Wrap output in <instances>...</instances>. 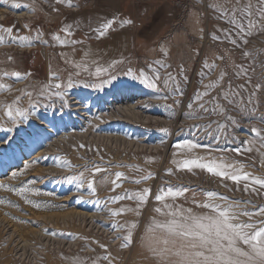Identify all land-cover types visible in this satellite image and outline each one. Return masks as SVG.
<instances>
[{"label": "rangeland", "instance_id": "374dc122", "mask_svg": "<svg viewBox=\"0 0 264 264\" xmlns=\"http://www.w3.org/2000/svg\"><path fill=\"white\" fill-rule=\"evenodd\" d=\"M54 1L0 0V26L27 37L13 42L0 31V264H158L146 241L153 221L164 220L154 211L162 203L204 213L197 204L214 192L245 202L244 210L264 207L258 186L245 191L244 181L181 167L186 159L215 160L264 178V141L252 132L264 135V32L241 42L220 15L234 0H64L76 10L55 8ZM141 73L151 87L141 83ZM210 84L215 87H205ZM123 90L134 96L112 104ZM121 107H134V115L124 118ZM111 116L126 123L91 124ZM72 121L76 126L67 129ZM173 134L179 140L169 146ZM185 142L197 147L175 152ZM169 187L190 191L177 204L171 197L157 202ZM145 189L150 195L140 205L134 194ZM119 196L132 199L113 202ZM120 209L126 211L111 215ZM129 230L131 244L122 247Z\"/></svg>", "mask_w": 264, "mask_h": 264}, {"label": "snow or ice", "instance_id": "6c2138e0", "mask_svg": "<svg viewBox=\"0 0 264 264\" xmlns=\"http://www.w3.org/2000/svg\"><path fill=\"white\" fill-rule=\"evenodd\" d=\"M62 2L63 0H57V3ZM11 6L14 8L21 7L18 3ZM67 6L74 7L70 2ZM220 15L228 17L227 23L234 26L237 30V36L244 45L249 43L247 37L253 31L257 33L264 32V0H234L232 6L224 7ZM113 23L114 20L105 22L100 27L101 35L110 29ZM124 23L130 24L131 21H123L122 25ZM0 31L5 32L13 42L17 39L27 40V37L18 38L13 36L11 27L4 28L0 26ZM64 31H69V28L66 26ZM38 37L39 33L37 34ZM224 37L232 45L240 47L237 39L232 38L228 32L224 33ZM53 39L59 40V37H53ZM213 39L218 40L220 38L214 36ZM3 43L4 36H0V44ZM164 54L167 55V53ZM242 55L246 58H256L249 51H244ZM221 59L223 58L221 57ZM205 67H208V65H205ZM242 70L244 75H247V70ZM239 74L240 72H237V75ZM4 75L7 76L8 73H4ZM13 75L16 76V79H21L18 73ZM140 79L141 83H146L149 87L152 86L149 83V78L144 76L143 73L140 74ZM156 79H160V77L157 75ZM4 87V85H0V88ZM55 87L59 89L61 85L56 84ZM69 87H71V84H69ZM205 87H215V85L210 84ZM255 87L259 90L260 86L256 85ZM176 90L179 91V88ZM232 94L237 95L234 92ZM206 95L207 92L197 94L196 101L202 100ZM222 98L229 103H233L226 94ZM188 107L191 108L192 104H189ZM199 107L207 111L203 103ZM18 114L24 115L23 112L19 111ZM7 115L12 116L10 106ZM252 132L264 141V135H261L260 130L253 128ZM177 147L193 149L197 145L185 142L184 145H177ZM181 167L189 172L194 168L206 170L213 176L231 180L236 184L244 181L245 191L249 190V185L253 188L258 186L259 189H264V178L252 176L233 164L217 163L215 160L203 163L198 159H186ZM96 171L99 172L101 169L98 168ZM120 178V174H117L116 179L119 180ZM148 178L151 177L145 179ZM136 183H140V181H136ZM113 184H115V181H113ZM0 187H3V185H0ZM88 188L94 192L92 182H89ZM9 190L24 191L23 188ZM186 191H190V189H173L171 187L167 190L162 189L155 196V200L163 202L166 197L175 200L176 197L183 195ZM134 195L138 203L143 205L146 203L147 196L150 195V190L145 189L142 193L137 192ZM206 195L208 202L197 204V207L208 210L204 213H194L191 208L174 207L170 203H162L161 207L154 209L156 213L163 215L165 219L153 221L148 229L146 243L152 256L158 260V264H264V207L248 211L242 208L245 203L243 201H229L227 197L219 196L214 192H208ZM124 199H132V196L115 197L113 202ZM217 199L222 203H216L215 200ZM193 202L195 203V201ZM29 203L31 202L29 201ZM247 203H251V201ZM34 207L39 209L40 205L37 204ZM124 211L126 210L120 209L119 212H112L111 215L117 216ZM127 211H131V209H127ZM244 217L247 219H243ZM256 217H259V219H254ZM131 227L135 228L136 225L132 224ZM131 236L132 233L129 230L128 235L125 237L126 242L122 247L130 246ZM104 259H108V257H104Z\"/></svg>", "mask_w": 264, "mask_h": 264}, {"label": "bare ground", "instance_id": "6f19581e", "mask_svg": "<svg viewBox=\"0 0 264 264\" xmlns=\"http://www.w3.org/2000/svg\"><path fill=\"white\" fill-rule=\"evenodd\" d=\"M56 1V0H55ZM54 1V2H55ZM213 1H220V0H209V2L210 3H212ZM66 3V1H64L63 0V2L62 3H55V8L57 7V6H63V9H66V10H76V9H73L72 7L70 8V7H68L67 6V4H65ZM78 7V6H77ZM76 8V7H75ZM78 11V10H77ZM121 24V23H120ZM123 27V26H122ZM58 37V36H57ZM61 38V37H60ZM60 40V39H59ZM65 40V39H64ZM29 41H31V40H29ZM34 41V40H33ZM39 41V40H38ZM61 41V40H60ZM40 45H42V44H40ZM29 46V45H28ZM27 46V47H28ZM33 46V45H32ZM31 47V46H30ZM29 47V48H30ZM117 80V79H116ZM73 82V81H72ZM78 84V83H77ZM72 85H74V84H72ZM85 88H83V89H80V90H82V91H86L87 89H86V87H87V85L86 86H84ZM90 87H92V86H90ZM60 89V88H59ZM72 91V90H71ZM81 91V92H82ZM135 93V92H134ZM138 94V93H137ZM128 96H134V94H133V92H128V90L127 91H125V90H123V91H119V93H115L113 96H112V99H111V102H112V104H114V105H117V104H119L120 102H124L125 100H126V97H128ZM76 97V96H75ZM10 98V97H9ZM68 98V97H67ZM72 99V98H71ZM129 99H130V97H129ZM74 100V99H73ZM80 101V100H79ZM76 102V104L75 105H78L80 102ZM70 102V101H69ZM73 102V101H72ZM149 101H147V103H148ZM151 103V102H150ZM82 104V103H81ZM147 105V104H146ZM151 105V104H150ZM112 106V105H111ZM149 106V105H148ZM151 106H153V105H151ZM161 106V105H160ZM107 107V106H106ZM136 107V106H135ZM155 107V106H154ZM101 108V107H100ZM134 107H130V110H123L122 109V107H121V112L124 114V118H127V117H131L132 115H134L133 113V111H132V109H133ZM148 108V107H147ZM81 108H76L75 110H77V111H79ZM159 110V109H158ZM74 111V110H73ZM150 112V111H149ZM160 112V111H159ZM101 113V112H100ZM64 114V113H63ZM156 114V113H155ZM4 115V114H3ZM36 116V115H35ZM76 116V115H75ZM73 117V120L74 119H77V117ZM122 117V116H121ZM115 118H120V117H116V116H111V118L109 117V118H106V119H103V120H98V121H96L95 123L94 122H92L91 121V124H98V125H95V126H97V127H101V126H103V125H110V124H113V123H118L120 120H113V119H115ZM107 119H109V120H113V121H111V122H106L105 123V121H108ZM175 119H176V117H175ZM81 120V119H80ZM100 121H102L101 123H100ZM120 122H125V120H121ZM126 123V122H125ZM128 123V122H127ZM75 125V123L72 121V122H69L68 124H67V126H69V127H67V129L68 128H70V127H72V126H74ZM76 126V125H75ZM122 126V125H121ZM113 127H115V126H113ZM178 126H177V124H175V126L173 127L174 128V130H175V132H177L179 129H176ZM53 129V128H52ZM64 130H66V128L64 129ZM72 130V129H71ZM58 132V131H57ZM200 134V133H199ZM176 135V134H175ZM174 134H173V136L171 135V137H170V139H169V146L171 145V144H173L174 142H176L177 140H179V136H175ZM150 136V135H149ZM169 138V137H168ZM147 139H149L148 137H147ZM147 139H143V140H147ZM182 139V138H181ZM251 141V140H250ZM247 142V141H246ZM252 142V141H251ZM181 143V142H180ZM183 143V142H182ZM210 143V142H209ZM241 143V142H240ZM249 142H247V144H248ZM181 145V144H180ZM165 148H166V143H165V145H164V150H165ZM259 148V147H258ZM257 148V149H258ZM256 149V148H255ZM163 150V149H162ZM177 150H179L178 151V153H180V154H182L183 152H182V150L179 148V147H177L176 146V149H175V152H177ZM184 150V149H183ZM252 150V149H251ZM252 151H254V150H252ZM187 152V151H186ZM194 153H196V151L194 152ZM202 153H203V151H202ZM236 153H239V152H236ZM253 153V152H252ZM258 153V152H257ZM189 154V153H188ZM240 154V153H239ZM249 154H251V153H249ZM190 156H192V155H190ZM25 163V162H24ZM151 163V162H150ZM263 163V162H262ZM168 165V164H167ZM148 166V165H147ZM155 166V165H154ZM149 167V166H148ZM79 169V168H78ZM170 180V179H169ZM186 183V182H185ZM175 184V183H174ZM194 184V183H193ZM105 184L104 183H99V185L98 186H100V188H102L103 186H104ZM113 189V188H112ZM101 191V190H100ZM107 199V198H106ZM259 200V199H258ZM264 200V199H263ZM262 200V201H263ZM172 202H174V203H176L177 204V202H176V200H173ZM178 206V205H177ZM185 208V207H184ZM190 208V207H189ZM194 211V210H193ZM203 212V211H202ZM154 215V214H153ZM156 216L157 217H160V218H163V219H165V217L163 216V215H160V214H158V213H156ZM102 220V219H101ZM47 225V224H46ZM31 241V240H30ZM116 259V258H115ZM74 262V261H73Z\"/></svg>", "mask_w": 264, "mask_h": 264}]
</instances>
